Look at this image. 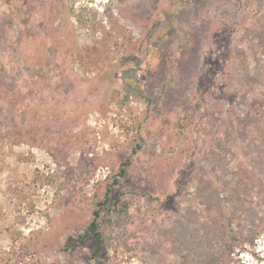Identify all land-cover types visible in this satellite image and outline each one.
<instances>
[{
	"label": "rangeland",
	"instance_id": "rangeland-1",
	"mask_svg": "<svg viewBox=\"0 0 264 264\" xmlns=\"http://www.w3.org/2000/svg\"><path fill=\"white\" fill-rule=\"evenodd\" d=\"M0 264H264V0H0Z\"/></svg>",
	"mask_w": 264,
	"mask_h": 264
},
{
	"label": "trees",
	"instance_id": "trees-1",
	"mask_svg": "<svg viewBox=\"0 0 264 264\" xmlns=\"http://www.w3.org/2000/svg\"><path fill=\"white\" fill-rule=\"evenodd\" d=\"M95 215V217H94V219L90 222V225H89V228H88V230H91L92 232H95L96 233V235H97V237H101V234H100V232H99V230H98V225H97V222H96V218H97V213H95L94 214Z\"/></svg>",
	"mask_w": 264,
	"mask_h": 264
}]
</instances>
